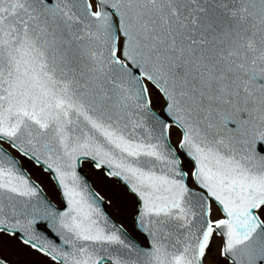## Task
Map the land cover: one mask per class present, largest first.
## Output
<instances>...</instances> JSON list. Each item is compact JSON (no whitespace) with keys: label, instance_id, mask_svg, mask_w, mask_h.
Instances as JSON below:
<instances>
[{"label":"snow or ice","instance_id":"1","mask_svg":"<svg viewBox=\"0 0 264 264\" xmlns=\"http://www.w3.org/2000/svg\"><path fill=\"white\" fill-rule=\"evenodd\" d=\"M0 264H264V0H0Z\"/></svg>","mask_w":264,"mask_h":264}]
</instances>
